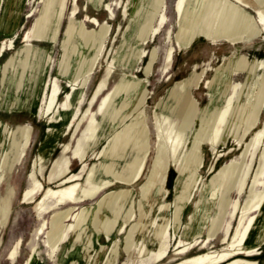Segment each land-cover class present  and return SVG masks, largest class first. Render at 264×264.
Masks as SVG:
<instances>
[{
	"label": "rangeland",
	"instance_id": "1",
	"mask_svg": "<svg viewBox=\"0 0 264 264\" xmlns=\"http://www.w3.org/2000/svg\"><path fill=\"white\" fill-rule=\"evenodd\" d=\"M176 1L165 0L155 13V0L135 6L131 0H0V264H27L32 257L30 264H175L223 249L224 240L232 239L236 231L241 205L262 196L264 143L252 150L249 144L263 126L264 110L260 124L244 135L253 122L252 113L264 107V33L237 44L200 36L190 45L179 46ZM220 1L212 19L199 27L217 26L223 11ZM243 3L247 5H238L257 22V11L264 12V0ZM153 6L155 16L150 23ZM201 6L198 0L196 9ZM186 21L187 31L198 23L195 14ZM171 48L174 52L169 60ZM222 63L231 66L226 94L213 88L216 69ZM110 64L114 69L109 73ZM121 81L141 82L143 106L127 105V89L115 92ZM229 103L221 141L216 147L203 143L198 151L201 165L180 177L179 167L198 135L211 136L212 127H202V117ZM249 104L251 109L243 110ZM160 113H171L182 124L174 126V139L182 153H177L178 160L168 171L163 193L159 184L151 192L144 186L158 154L172 159L169 145L159 136ZM240 115L244 121L238 120ZM188 123L191 127L186 129L183 124ZM25 134L22 152L13 170L6 173L16 153L13 142ZM144 141L149 146L144 173L125 184L118 177L130 173L144 151ZM67 175L76 176L82 187L108 180L115 184L77 204L69 219L61 221L66 235L58 242L50 234L55 212L75 205L62 204L48 211L56 203L48 199L39 216L34 202L23 201V192L34 180L45 188L56 187ZM121 190L129 191L128 201L108 203ZM253 190L255 196L250 197ZM145 193L151 198V208L146 206ZM106 196L107 204L101 205L96 222L94 217ZM180 199L183 207L178 220L175 204ZM90 210V221L81 222ZM78 212L76 220L72 215ZM126 217L130 218L127 222ZM140 222H147V231L132 237L131 231ZM122 224L125 230L121 231ZM160 227L166 232L162 241L157 235ZM18 241L13 259L10 252ZM127 243L132 244L129 251ZM183 247H189L188 251L179 253ZM164 250L166 256L158 259ZM256 252L239 256L264 264V244L253 256Z\"/></svg>",
	"mask_w": 264,
	"mask_h": 264
},
{
	"label": "bare ground",
	"instance_id": "2",
	"mask_svg": "<svg viewBox=\"0 0 264 264\" xmlns=\"http://www.w3.org/2000/svg\"><path fill=\"white\" fill-rule=\"evenodd\" d=\"M140 1H143V0H131V2L133 3L134 6H135V4L137 2L139 3ZM197 1L198 0H177L176 1V10L179 12V21L178 22H179V26H180V30H179V33H178V36H177L178 39H179V46H182V45H185V44L186 45H190L193 41L198 39L200 36H205V37H210L211 36L212 29H213V26H214L215 23H213L212 26L209 25L208 29H202L198 25L200 23H202V21L211 20L212 19L213 10L215 9V6L217 5V2L220 1V0H201L202 1V6L199 7L200 10L196 9ZM225 1L226 0H221L220 4L223 5ZM235 1L238 4H240V5L244 4L243 0H235ZM11 2L12 1H10V3ZM164 2H165V0H155V5L154 6H156V7L155 8H154V6L152 7V10H151L152 18L150 16V20H149L150 23H151V19H153V17L155 16V14L153 12V8H154L155 13H158V11L161 10L162 7L164 6ZM244 5H247V4H244ZM59 10H61V6L58 8V11ZM136 10H137V8H136ZM58 11H57V13H58ZM228 12H229V9L227 11L225 10V14H227ZM232 12H233V15H234L233 17L236 20V23H235L236 25H235V27H233L232 33L228 34V36L231 37V38H234L235 33L240 34L241 31H243V13L239 9H234ZM126 13H127V11H126ZM218 13H219V11L217 12V14ZM192 14L196 15V19H197L198 23H197V26L191 28L190 31H187V29L185 28V25H186V22H187L186 20ZM217 14L215 15L216 17H217ZM257 14H258L257 23L254 24L253 20L250 21L249 28L252 30V32H255L257 24H260L262 26V30L264 31V12L258 10ZM216 17H215V19H216ZM91 21L92 22H96V19L93 18V19H91ZM152 26L153 25L150 24V26H149V30L150 31H151ZM72 31L73 30L70 29L69 32H68L69 33L68 35H70L69 38H71V36L73 34ZM11 46H12V44H9V47H11ZM2 51H3V48H2V46H0V55H1ZM173 52H174V48H171L169 50V52H168V59L169 60L172 59ZM142 55H143V52H142ZM113 69H114V65L110 64L108 72L110 73ZM107 75H109V74H107ZM139 84H141L140 81H138V82L121 81L119 83V85L116 87L115 92L118 93V92H121L123 89H127L128 93H130L129 94V98H128L129 103H127V105H130V104L132 105L133 104V105H136V108H138V107L143 106L144 103H145V92H144L143 89H139L138 88ZM231 105H232V103H229V104H227V107H224V108H221V107L212 108V110L210 111L209 114H207L205 117H202V127H203L204 124H207V125L210 124L211 127H212L210 129L211 132H212L211 136L210 135H208L206 137L203 136V138H202V137H200L198 135V139L194 138L196 141L193 144V149L188 152L189 155L188 156L186 155L187 158H186L185 162L183 163V165L181 164L182 165L181 167H179L180 168V172H179V176L180 177L185 175L187 173V171L190 170V169H192L191 173H193V171L196 170V166L197 165L198 166L201 165V162H202L201 160L202 159H199V155H198L199 152L198 151H199L200 146L203 143L209 142L211 145L216 147V145H218V143L221 141V139H222L221 136H222V132H223V131H221V128H222L221 126H222L223 122L226 120V118L228 116V112L230 110ZM249 109H251L250 104H249V106H245L243 108V110H246V111L249 110ZM263 110H264V107L263 108L261 107V108L255 110L252 113L251 116L253 118L252 119L253 122L251 124V127H249L247 129V131L245 132L244 136H246L250 132V130L252 128H256L260 124L261 115H262V111ZM243 119H244L243 115H240L239 118H238V120H243ZM163 124H165L164 127L162 126ZM190 124L191 123L183 124V125L186 126L185 127L186 129L187 128L189 129L191 127ZM178 125H182V124L179 121H177L176 119H174L172 117L171 113H169V114L160 113V119L157 120L159 136H160V138L163 137L164 141L166 142V145H169V149H170V151L172 153L171 155H169V158H171V156H172V159L169 161V159L167 157H165V156H163L161 154H158L157 157H155L156 159L153 160V161H155V162H153L154 163L153 164V168L151 167L152 171L149 172V174L151 173L150 177H149L147 182H144L145 183L144 186L147 188V190L149 192H151V190L153 189V186L155 184L161 185V187H160L161 188V193L164 192L165 189H163L164 188L163 186H164V184L166 182L168 171L171 168L173 161L177 162V160H178L176 158L177 153L178 152L182 153L179 150V148L181 147V146L179 147L180 144H178L175 141V139H174V126H178ZM181 127H183V126H181ZM94 130H95V128H94ZM179 135H180V132H179ZM26 138H27V135L25 134L22 138H20L17 141L13 142V148L16 151V153H15V157L10 162V164L9 165L7 164L9 167L6 168L7 165L5 166L6 173H10L13 170V168H14V166L16 164V159H17L16 157H17L18 154H21L22 148L24 147V142H25ZM180 138H183V137L180 136ZM16 139H17V137H16ZM261 143H264V122H263V126L259 129V131L256 133V135L252 139L251 143L249 144L250 150H252L253 148H257ZM158 144H157V147H158ZM160 144H162V143H160ZM143 147H145L143 149L144 151L137 158L136 162L131 165L130 173L125 175V176L123 175L122 177H118V179L121 180L123 183L131 184V183L137 181L142 176V174L144 173V170H145L146 164H147V160H148V156H149V150H148L149 146H148V144H145V141H144ZM182 147H183V145H182ZM66 148H68V147H66ZM160 148L158 147V150ZM158 150H157V152H158ZM165 151H167V150L165 149ZM160 152H162V150H160ZM82 158H84L83 155H82ZM183 159H184V157H183ZM196 160H197V163L193 167V165L195 164ZM261 160L264 162V150H263L262 155H261ZM175 167H176V165H175ZM231 169H232V167H231ZM263 169H264V167L262 168V170ZM89 179H91V176L89 177ZM121 181H119V182H121ZM112 184H115V182L108 180V181L100 182L96 186H93V187H82L81 182L77 181L76 176L67 175V176H65L63 179H61L58 182L56 187L45 188L43 183L40 180H34L32 185L23 192V201L24 202H34L35 203V210H36V212H37V214L39 216L42 215V213H43V211L45 209V204H46L48 199H54L55 202H56L55 205H53V206L48 208V211L50 209H53V208H55V207H57L59 205H62V204L63 205H67V204H70V205L74 204L75 205V206H69V207H67V208H65L63 210L55 212V215H54V217L52 219V231L50 232V234L52 235L53 238L56 237V240H58V242H59L60 239L63 238L66 235L65 227L62 225V228H61V221L63 219H66V218H68L70 216V214L77 208V204L78 203H80L82 201H85L86 199H89V198L92 199V198L96 197L103 189H105L106 187H109ZM263 185H264V183H263ZM144 186H142V187H144ZM186 187L187 188L189 187V183H187ZM146 188H145V191H146ZM255 193H256L255 190H253L250 193V197H254ZM38 195H41V198L37 199ZM145 196H146V193H145L144 197ZM128 197H129V191L121 190V191H118L117 193H115L114 197L108 203H114L116 200H118L117 201L118 203H119V200L120 201L121 200L122 201H126ZM106 198H107V196L104 197V199L101 200V202L99 204L100 206L101 205L104 206V205L107 204L106 203ZM145 198L147 200H149V202H148L149 205L146 204V206H150V208H151V205L153 206V204L151 203V198H149V196L148 197L146 196ZM132 203H133V200H132ZM122 204L124 205V202ZM123 205H120V206L123 207ZM103 206H101V208H99L98 212H96V215L94 217V220L96 222L99 220L98 217L100 216V211L102 210ZM131 206L133 207V204ZM182 207H183V204H182V201L180 199L175 204V211H176V215H177V219L178 220H180V218H181ZM240 208H241V210H240L241 214H240V217H239V220H238L237 228L235 229L236 231H235L233 236L231 235L232 239L224 240L226 245L224 246L223 249H221V250H213V251H209V252H205V253L192 255V256H189V257H187V258L183 259L182 261H180L178 263H175V264H258L257 261L251 260L248 257L247 258L246 257H241L239 255L240 254L248 255V254H250L253 251H257L259 245H261L263 243V241H264V192H263L262 196L259 199L247 200V201H245V203L243 205H241ZM138 209H139V207H138ZM141 210H143V209H141ZM256 211H258V214H254ZM119 212H121V211H119ZM138 212L140 213L141 211H138ZM129 214L131 216V214H132L131 211H130ZM78 216H79V212L76 213L75 215H72V217L75 218V219ZM90 217H91V210L89 212L85 213L82 216L80 221L87 223L88 221H90L89 220ZM123 217H125V216H123ZM127 219L128 218L126 217V222L130 218L128 220ZM117 220H115V221H117ZM80 221H79V223H80ZM111 222H113V221H111ZM79 223H78V225H79ZM103 223H105V221ZM108 224H109V222H108ZM111 224L114 225V223H111ZM146 224H147V222H143V223L140 222V224L138 226L136 225L137 227L135 228V230L131 231V232L134 231L131 236L133 237L136 232L144 233L145 231H147ZM44 225H45V223H43L41 225V227L37 230V232H36L37 235H38L39 231L44 227ZM112 225H110V226L112 227ZM132 225H134V224H132ZM161 225L163 226V224H160V226ZM76 226H77V224H76ZM107 228H109V227H107ZM124 228H125V225H123L121 227V231ZM165 228H166V226H165ZM167 229H169V228H167ZM83 230H85V229H83ZM128 230H129V228H128ZM82 231L78 232L79 236H81L80 234L83 233ZM110 231H112V230L111 229L107 230L108 236L111 235ZM164 232H165L164 231V227H160L159 230H158V234H157L158 238H160L159 241H162L163 238H165V233L166 232L165 233ZM128 238H129V236H128ZM20 242L21 241H18L16 243L15 247L11 249L10 256L13 259H15V254L17 252V249L19 248ZM126 242H127V240H126ZM132 242H133V240H132ZM132 244H134V243H132ZM131 245H130V243H127L126 250L129 251L132 248ZM89 246H91V245L89 244ZM33 248H34V246H33ZM188 249H189V247H183L182 249H180L179 253H185V252L188 251ZM166 254H167V251L164 250L160 254L158 259H162L163 257L166 256ZM33 259H34V257L29 258L27 260V264H30V262Z\"/></svg>",
	"mask_w": 264,
	"mask_h": 264
},
{
	"label": "crops",
	"instance_id": "3",
	"mask_svg": "<svg viewBox=\"0 0 264 264\" xmlns=\"http://www.w3.org/2000/svg\"><path fill=\"white\" fill-rule=\"evenodd\" d=\"M223 6L224 7H223L221 19L218 22L217 26H215V24H214L211 36L208 37V38L212 39L215 42H217V41H219L221 39H224V40L230 42L231 44H237V43L243 42L247 38L258 36L261 32L264 33V31L260 27V24H257L255 32H252V30L249 28L250 21L253 20L254 24L257 23V22L255 21V19L251 15H249L247 13V11H245L238 4H235L232 1H229V0L227 1L226 0L224 2ZM228 9H229V12L227 14H225V10L227 11ZM234 9H239L243 13V31H241L240 34L235 33L234 38H231V37L228 36V34L232 33L233 27H235V25H236L235 24L236 20L233 17L234 15H233V12H232ZM66 30H65V33H66ZM222 64L219 67H217V69H216L217 70L216 71V75H215V77L213 79V88H215V92H217V93L221 92V93L226 94L227 93L226 89L228 87L225 88V86L228 85L229 88L231 86L230 85L231 84V66L230 65H226V63H222ZM200 74L201 73H199L198 76ZM181 85H183V84H181ZM221 86L224 87L223 91L220 90V88H222ZM184 87L185 86L183 85L181 87V89H183ZM173 91H175V92H173ZM173 91H172L173 94L177 93V90H173ZM177 101L178 100L176 98L175 102H177ZM263 244H264V241H263V243L261 245H259L257 252L253 256H255L258 253H260L261 246ZM17 253L18 252H16V254ZM251 260H253V259H251ZM254 261H257V260H254Z\"/></svg>",
	"mask_w": 264,
	"mask_h": 264
}]
</instances>
